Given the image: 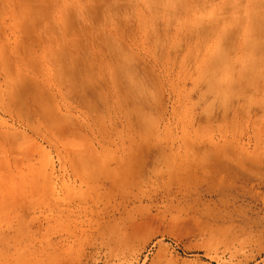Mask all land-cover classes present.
Wrapping results in <instances>:
<instances>
[{
  "label": "rangeland",
  "instance_id": "1",
  "mask_svg": "<svg viewBox=\"0 0 264 264\" xmlns=\"http://www.w3.org/2000/svg\"><path fill=\"white\" fill-rule=\"evenodd\" d=\"M258 1L0 0V264H264Z\"/></svg>",
  "mask_w": 264,
  "mask_h": 264
},
{
  "label": "bare ground",
  "instance_id": "2",
  "mask_svg": "<svg viewBox=\"0 0 264 264\" xmlns=\"http://www.w3.org/2000/svg\"><path fill=\"white\" fill-rule=\"evenodd\" d=\"M256 1H258V0H252V3H254V2H256ZM263 2V0H259L258 1V3H262ZM240 15V14H239ZM238 15V16H239ZM235 16H237V15H235ZM241 16V17H240ZM239 17L240 18H242V15H240ZM238 17V19L240 20V18ZM242 20H243V18H242ZM242 20H240V21H242ZM237 21H235V20H230L226 25V29L228 30V31H232V29H235V27H236V23ZM234 32V31H233ZM232 33V32H231ZM225 36V35H224ZM222 37V35L220 36V41H222L223 40V42H225V40H227V39H222L221 38ZM218 38H219V36H218ZM232 39H234V38H232ZM218 40V41H219ZM219 41V42H220ZM241 42V41H240ZM222 46H226V43H224V45H222ZM227 46H228V44H227ZM239 47H238V49H237V51H236V56L234 55L233 57H227L225 54H223V53H220L219 55H217L219 52H220V49H219V52L217 51V50H214V51H216V52H214L215 53V55H214V58L213 57H211V58H213V60H212V63H211V67H213V66H217L218 67V65H220L219 67H223V65L225 66V63L229 66V70H228V66H226V68H227V70H226V68L225 67H223L224 68V70H225V72H227L226 73V75L228 76L227 77V79L225 80V78H224V80L225 81H223V80H221L220 81V79H219V81H218V79H217V81L215 80V79H210L211 77H209V79H210V81L212 80V83L218 88L219 87V90L220 89H223L224 91H226V92H228V90H231L232 91V89L234 90V88H236L237 87V85H239V80L240 79H238V81H236L235 79L233 80V77H234V75L235 74H239V72L240 73H243V72H247V73H245L246 74V77H247V83L249 84L250 83V85L252 84H255V83H257V82H255L256 80H255V78L256 77H258V74L260 73H258V74H255L254 73V75H256V77L254 76V75H252V76H254V78L253 77H251V76H249L250 75V73H249V71L251 70L252 71V69L254 70V67H256L257 66V62H258V60L261 58V57H264V16L263 15H260L259 16V18H257V19H255V25L253 26V30H243V33H242V42L240 43V45H238ZM219 48H222V47H219ZM217 49V48H216ZM247 49H251L252 51H253V53H252V51H251V54H250V56H246L245 55V52L247 51ZM233 50V49H232ZM236 50V49H235ZM225 51V50H224ZM221 52H223V51H221ZM213 53V54H214ZM234 53V52H233ZM224 56H223V55ZM210 55H212V53L210 54ZM247 55H249V54H247ZM243 58V62H242V64H235V62H236V60L237 59H239V58ZM209 58H210V56H209ZM209 58L207 59V61L209 62L210 60H209ZM204 62H206V61H204ZM207 62V63H208ZM259 62H260V60H259ZM206 63V64H207ZM200 65V64H199ZM203 65H205V63L203 64ZM202 65V67H204ZM206 67H207V65H206ZM206 67H204L203 69H205ZM258 67V66H257ZM256 67V68H257ZM116 68V67H115ZM127 68V67H126ZM126 68H124L122 65H120L119 66V68H117V75L119 76L120 75V73L121 74H123V76L124 77H128V80L127 81H130V85H131V87H133V85H136L133 81H131V73H130V71H127L128 69H126ZM208 68V67H207ZM210 68V67H209ZM221 68H219V69H221ZM222 68V69H223ZM259 68V67H258ZM202 69V68H201ZM256 70V69H255ZM261 70V69H260ZM242 71V72H241ZM263 72H264V69L262 70ZM116 72V71H115ZM221 72H223V75H225V73H224V71H221ZM262 72V73H263ZM229 73V74H228ZM251 73H253V71L251 72ZM114 74V73H113ZM244 74V75H245ZM264 74V73H263ZM211 75V73L209 74V76ZM213 75V74H212ZM220 75V74H219ZM226 75H225V77H226ZM260 75V74H259ZM114 76H116V74L114 75ZM122 76V75H121ZM133 76V75H132ZM213 76H215V75H213ZM215 77H217V76H215ZM262 77H264V75L262 76ZM134 78V77H133ZM135 79V78H134ZM257 79H259V78H257ZM261 79H259L258 80V82H262V80L260 81ZM126 81V82H127ZM209 81V82H210ZM241 81V80H240ZM242 82V81H241ZM240 82V83H241ZM125 84V83H124ZM211 84V83H210ZM213 84H212V86H213ZM216 84H218V85H216ZM259 84V83H258ZM260 86V85H259ZM262 86V85H261ZM134 87H136V86H134ZM217 88H216V91H214V93H217ZM261 88V87H260ZM135 90H140V89H136L135 88ZM134 90V91H135ZM259 90V89H258ZM136 92V91H135ZM139 92V91H138ZM137 94V93H136ZM246 97V96H245ZM244 97V98H245ZM135 98H136V96H135ZM245 100V99H244ZM247 101H250V100H247ZM245 103V102H244ZM252 104H254V103H252ZM259 104V103H258ZM256 105V104H255ZM258 107V106H257ZM138 114V113H137ZM142 114V113H141ZM142 115H144V114H142ZM254 116V115H253ZM260 119V118H259Z\"/></svg>",
  "mask_w": 264,
  "mask_h": 264
}]
</instances>
